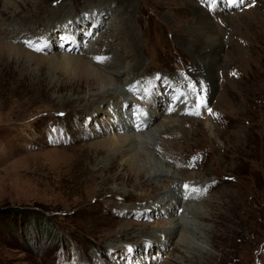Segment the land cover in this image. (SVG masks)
Here are the masks:
<instances>
[{
    "label": "rangeland",
    "instance_id": "rangeland-1",
    "mask_svg": "<svg viewBox=\"0 0 264 264\" xmlns=\"http://www.w3.org/2000/svg\"><path fill=\"white\" fill-rule=\"evenodd\" d=\"M99 1L75 0V5L89 2L91 11H74V0H0V209L15 208L26 216L0 225V264H264V0L230 1L227 8V0H115L113 5L102 0L109 12L99 13L94 23ZM127 2L130 14L121 11ZM191 3L208 13L209 33L221 46L213 84L209 64L196 57L209 45L208 29L194 24L198 18ZM60 6L61 16L52 20ZM128 16L142 58L137 72L175 84L192 108L170 117V123L164 102L151 111L155 123L143 134L95 135L90 130L99 132L98 123L108 120L116 100L106 99L91 117L77 113L88 109L83 103L101 88L123 94L120 82L132 78L136 58H124L131 49L118 34ZM68 28L77 32L71 39L63 36ZM20 29L23 37L15 36ZM116 36V53L101 52L107 45L103 38ZM93 56L105 57L103 62L123 73L121 80L77 92L59 90L86 76L78 59ZM60 59L71 62L60 64ZM95 63L89 61L102 66ZM132 89L123 96L135 101H129L133 123L137 110H150V95L143 82ZM140 91L143 102L137 99ZM157 125L174 136L157 134ZM80 135L82 140L73 141ZM116 136L140 141L141 177L126 167L132 176L126 180L124 159L115 157L109 167L115 160L107 140ZM101 142L103 151L97 146ZM164 144L177 151L164 150ZM176 180L184 182L176 194L179 202L167 213L165 198H174L170 190ZM42 218L51 223L49 233ZM165 231L173 235L160 250L149 234L165 236ZM114 243L118 247H111Z\"/></svg>",
    "mask_w": 264,
    "mask_h": 264
},
{
    "label": "bare ground",
    "instance_id": "bare-ground-1",
    "mask_svg": "<svg viewBox=\"0 0 264 264\" xmlns=\"http://www.w3.org/2000/svg\"><path fill=\"white\" fill-rule=\"evenodd\" d=\"M101 1L102 0L99 1V3H100L99 6L101 8L99 6L97 7V8H100V9H99V12L96 14V17H93L94 16L93 14H92V16H90L91 18L93 17L92 18V21L94 23L95 22L96 23H99V16H98L99 13L101 14L102 12H105V11H108L109 12V10H108L109 7L108 6H105V3H103L104 1L103 2H101ZM106 1H109L111 3V5H113L114 3H116L115 0H106ZM117 1H121V0H117ZM230 1H232V0H227L225 2V5L226 6L225 5L224 6L226 8L228 7V4L227 3H229ZM238 1L239 0H237V2ZM90 2H94V1H90ZM85 3L90 4L89 2H85ZM85 3H83V5L82 4L75 5V0H74V2H72V6H75V8H73L74 11L79 10L77 7H80L81 9L82 8H86L87 11L90 10L89 7H88V4H85ZM121 6H122L121 7L122 8L121 9L122 12L125 11L128 14H130L129 13L131 11V9H130L131 8L130 7L131 6L130 2L129 3L127 2L126 4H121ZM191 6H192L191 7L192 9L190 8V12H192L193 10H195L194 13H195V15L198 18V19H195L194 20V24L197 25V26L199 24L200 25H205L207 27V29H208L207 30L208 31L207 37L210 39V42L208 43L209 45L206 46V47H204L201 51H199L196 54V57H197V59L201 60L202 62H206L207 64H209V66L207 67L208 68V72H209L208 75H209V78H210L209 81H210V83L213 84L214 83L213 70L215 69V63L217 61V55L219 53V50H220V47L221 46H220V43L217 42L216 35H214L213 33H211V34L209 33V32H212V28L213 27L211 26V23L209 22V17L207 16L208 13L205 11V9L203 10L202 8L198 7L194 3H191ZM97 8H94L93 10H95ZM181 10L184 11L185 8H182ZM62 11H63L62 10V6H60L59 8H57L55 10H53L52 11V14H51L52 20L57 19L58 17H60L61 14H62ZM108 12H105V13L101 14L102 17H103V15L108 14ZM34 16H36V15H34ZM47 16H48V14H47ZM6 18L7 17H5L4 20ZM32 18H34V17H32ZM128 19H129V22L126 21L127 23H125V26L123 28H121V30L119 31L118 34L121 35V37L125 38L124 40H126V45L131 49L130 52H127V53L124 54V58L125 59H129L130 61H133L135 58H136V60H135V65L133 67H131V69H130L131 70V73L129 72L130 75H132L131 76L132 78L131 79H128V81L126 83L120 82L121 85H122L121 92L123 94H126V91L129 92V90H131L132 88H135L139 84V82L140 83L143 82L144 85H148L147 94H149L150 96H149V99H148L149 102L147 103L148 104V107L147 108H149L150 110L149 111H145L147 109L144 108L143 109L145 111L144 113H142V111L139 112L137 110V112L139 114H138L137 117H134V120H133V123H132L131 120L129 121V118H131V108H132L131 103L129 101H132L133 102L134 100L133 99H129L127 97H124L123 94H119L118 92L116 93L115 91L118 90V89H113L112 88L111 90H109V89L101 88V89L98 90V92L96 94L90 96V98L88 100L86 99L87 101L83 103L84 104V108L85 107H88V109L86 111L84 109H83L84 111L81 109L80 110L81 112L79 111L77 113L78 116H80L82 118H84L85 115L91 117V116L94 115L93 113H95L96 111H99V109L101 108L102 105H105V104L107 105L108 104V102L106 101V99L113 98L114 100H116V102H117L116 104L118 106L116 108H112V111L110 113L108 112V114H107V116H108L107 119L108 120L106 122L104 121L102 123H98V126H97L98 129L97 130H99V132L98 131H93L94 129L93 128L92 129L90 128L91 129L90 132H92L95 135L96 134H100V133L103 134V133H107V132L116 133V132L125 131V130H130V131L138 130L137 133H140L143 130L148 129L152 124L155 123L153 121L157 117L156 116L157 114L155 115L151 111L153 109L157 108V107H162V105H164V102H165V104H167V108H169V111L166 114V116L168 117V119L170 117H172L173 115L174 116H179V114L182 113L184 110H189L190 107L192 108V106L189 105V102H187V100H184L185 97L183 98L181 96V88H177L175 84H173L171 82L170 83L169 82H166L165 81L166 79H164V78L162 79V78H156V77H152V76H145V74H143L141 72L139 74L137 72V70H138L137 69V66H140L142 64V58H140V51H139L140 48H139V45H138V36H137V33L134 32L133 30H131V29H133L132 19L130 18V16H128ZM119 20H120V18H119ZM114 21H117V19L114 20ZM49 23H52V22L50 21ZM64 24H67L66 23V20H65V23ZM97 25L99 26V24H97ZM61 28H63V27H60V31H61ZM64 30H65V28H64ZM46 32H47L48 39H49V43H50L51 38L53 37V33H54V27H53V25H51L49 28H47V31ZM66 32H67V34L64 33V35H63L65 39L66 38L67 39H71L72 38L71 34H73V35L75 34L76 35V33H77V32H75V30H73V28L66 29ZM87 32L88 31H85V33H87ZM42 34H44V32ZM15 36H17V37H19V36L20 37H23L22 29L18 30L16 32ZM103 39H104V41L105 40L107 41V45L102 47V49H101L102 51L101 52L109 53V51H114V45H116L115 42H114V40L117 41L118 40V37L115 38V39L114 38H111V39L103 38ZM180 40H181L182 44L183 43H186V39L182 38ZM14 49L17 50V48H14ZM71 50H75V48H72ZM17 51H19V49ZM113 53H116V51H114ZM120 55H122V54L120 53ZM62 59H60L58 61L60 64H63V61H65V63H67V64H69L71 62V60H67V59L62 60ZM88 60L92 64L96 65V63H95V61H96L95 56H93L91 59L90 58H87V59H78V63H79L80 68L82 67L85 70V72H87V75L86 76H80L79 78H77L78 80H77V82H76L75 85H72V86L71 85L70 86L62 85V86L59 87V90L63 91V90L69 89L70 91L72 90L73 92H77V91H80V90L82 91V89L84 87H89V88H92L93 89V88H97L98 84L104 85L105 83L106 84H109L110 81H112V80H114V81H120L121 80V76L123 75V73L120 74L119 71L114 70L115 66L111 65V63H109V62H102L101 63L102 66L101 67L100 66H94V65L91 66V64H89V61ZM90 67H92V68H90ZM93 67H95V68H93ZM145 70L146 69H144V71ZM206 70L207 69L203 70L202 72L204 74V78L208 79L207 74H206ZM146 74H147V72H146ZM75 81H76V79H75ZM149 81H150V83H149ZM162 83H165V84L162 86ZM154 86H156V88ZM132 90H133V93H135V92L138 91L137 89H132ZM159 90H161L162 93L164 92L162 94V96H160L158 94V91ZM143 95L145 96V94H142V91H140L139 98H137L138 99V102H143V99L141 98V97H143ZM120 96H122L123 99H121ZM81 101H83V98H80L77 101V103L78 104H81L82 103ZM183 101H184V103H183ZM134 105H135V101H134ZM134 105H133V107H134ZM92 107L94 108V110H92L93 109ZM90 110H92L93 112L90 113ZM169 122L170 123H173L174 122V118H170L169 119ZM135 123L137 124L136 127H134V124ZM161 127H163V126H161ZM161 127L158 126L156 128V133L157 134L162 135L163 133H169L171 136H174V134L172 133L173 132L172 130H167L166 127H164L165 129L163 128V130H162V129H160ZM87 129L89 130V128H87ZM77 130H75V131H77ZM88 134H89V131H88ZM134 134H136V133L133 132V135ZM140 134H143V133H140ZM140 134H137V136L140 135ZM154 134H153V136H154ZM83 138H84V136H81L80 135V136H78V139H76V140L74 139L73 141H80ZM71 139H72V137H71ZM104 142H101V143H99L100 145H97V146H101L102 151L105 149V146H106ZM108 142H109L110 146L113 147L112 148L113 149L112 153L109 154V157L111 158L110 160L111 161H114L117 158V159H120L122 161V159H124V162L123 163L121 162V163H122V167L126 171L123 174L124 176L126 175V180H128L129 178L132 177L130 175L129 170H131V171L132 170L133 171L136 170L137 173H135V174H138L139 177H141L142 174H143V172H144V169L142 168V166L138 165L137 163H138V160L139 159H141V158L144 157V155L141 152L138 151L139 148L136 150V146L137 145L139 146V143L138 142H140V141H138V139L134 138L133 136L132 137L130 136V138L129 137L116 136L114 138H109V140H107V143ZM176 142H177L176 140L175 141L173 140L172 143H171V145L172 144L173 145L176 144ZM163 146H164V150L168 151L169 146H166V144H164ZM134 149L136 151L131 152ZM169 149L171 150L173 148H169ZM173 150H175V149H173ZM175 151H177V150H175ZM127 155H128V157H127ZM115 163H116V160H115V162H110L109 165L110 164L111 165L109 167H113V165ZM126 167H127V169L129 168V170H127ZM130 167H132V168L130 169ZM142 169H143V172H142ZM163 183H165V184H163ZM163 183L162 184L164 186H166L167 184H169L168 182L166 183V181H163ZM175 183H178V184H176V186L172 190H170V193L174 194L173 195L174 198H169V197H166L165 198V199H167V200H165V203L170 202V204H169L170 206L169 205L167 207L165 206L166 207V210H167V213H168V211L170 210L171 207L173 208L174 205L177 206V203L179 201L177 200L178 198L176 197V194L179 191H181L180 184L181 183H184V182H181L179 180H176ZM189 189H191V187H188L186 190H189ZM197 189L199 190V188H197ZM112 194L114 195V197L116 199L125 201V197H121L118 193H112ZM152 198H153V196H152ZM160 203H164V200H162V202H160ZM171 203L173 205H171ZM153 209H154L153 206H151L148 209H144L143 215H149ZM147 212H149V213H147ZM196 217H198V219H199V218H201V215H198L197 214ZM175 231H176V229H175ZM164 233H165V236H162L159 233L158 234H155V233L154 234H151V233L149 234V238H155L157 241H159L158 242V244H160L159 249L165 243V241L168 242V240L173 235V234H170L172 232H169V231H165ZM115 245L116 244L114 243L111 247H114ZM143 257H145V256H143ZM145 262H146L145 260H142V264H146Z\"/></svg>",
    "mask_w": 264,
    "mask_h": 264
},
{
    "label": "trees",
    "instance_id": "trees-1",
    "mask_svg": "<svg viewBox=\"0 0 264 264\" xmlns=\"http://www.w3.org/2000/svg\"><path fill=\"white\" fill-rule=\"evenodd\" d=\"M26 216L24 215V212L15 208H9V209H0V225H4L5 221H7L8 218H10L13 223L15 221L20 222L23 220ZM26 219V218H25ZM29 219H27L28 221ZM30 223V220L27 222ZM43 227H46V232L51 231L50 221L47 218H42Z\"/></svg>",
    "mask_w": 264,
    "mask_h": 264
},
{
    "label": "snow or ice",
    "instance_id": "snow-or-ice-1",
    "mask_svg": "<svg viewBox=\"0 0 264 264\" xmlns=\"http://www.w3.org/2000/svg\"><path fill=\"white\" fill-rule=\"evenodd\" d=\"M236 2H237V0H232V3H236ZM253 2H254V0H253ZM29 46H30V47H34V49L37 50V51L42 50V48H40V47H36V45H34V44H32V43H29ZM45 46H46V45H45ZM96 59H97V62L102 63L106 58H105V57H97ZM233 75H235V73H233ZM192 114H198V113H192ZM184 187L187 189V188H188V185H185ZM194 191H198V190H195V189H194Z\"/></svg>",
    "mask_w": 264,
    "mask_h": 264
}]
</instances>
